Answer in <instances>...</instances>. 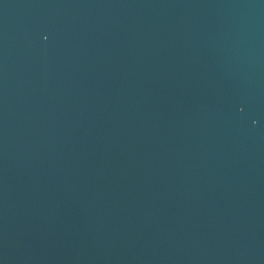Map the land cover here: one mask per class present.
I'll return each mask as SVG.
<instances>
[{"label":"water","instance_id":"water-1","mask_svg":"<svg viewBox=\"0 0 264 264\" xmlns=\"http://www.w3.org/2000/svg\"><path fill=\"white\" fill-rule=\"evenodd\" d=\"M0 264H264V0H0Z\"/></svg>","mask_w":264,"mask_h":264}]
</instances>
